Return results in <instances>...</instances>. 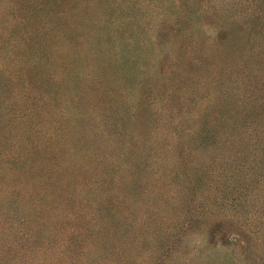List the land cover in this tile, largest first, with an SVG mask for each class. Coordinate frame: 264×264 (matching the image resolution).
Returning a JSON list of instances; mask_svg holds the SVG:
<instances>
[{
    "label": "rangeland",
    "instance_id": "rangeland-1",
    "mask_svg": "<svg viewBox=\"0 0 264 264\" xmlns=\"http://www.w3.org/2000/svg\"><path fill=\"white\" fill-rule=\"evenodd\" d=\"M0 264H264V0H0Z\"/></svg>",
    "mask_w": 264,
    "mask_h": 264
},
{
    "label": "trees",
    "instance_id": "trees-1",
    "mask_svg": "<svg viewBox=\"0 0 264 264\" xmlns=\"http://www.w3.org/2000/svg\"><path fill=\"white\" fill-rule=\"evenodd\" d=\"M59 38H61V37L59 36L58 39H59ZM59 40H60V39H59ZM59 40H58V41H59ZM50 48H51V47H50ZM50 48H49L48 50H50ZM48 50H47V51H48ZM47 51H46V52H47Z\"/></svg>",
    "mask_w": 264,
    "mask_h": 264
}]
</instances>
